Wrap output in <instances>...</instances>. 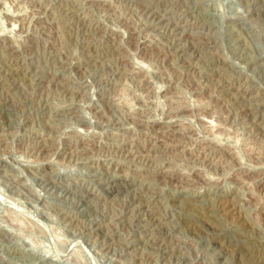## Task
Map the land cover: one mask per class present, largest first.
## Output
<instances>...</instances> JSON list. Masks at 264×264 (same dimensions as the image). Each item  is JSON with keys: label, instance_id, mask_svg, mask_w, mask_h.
Wrapping results in <instances>:
<instances>
[{"label": "rangeland", "instance_id": "rangeland-1", "mask_svg": "<svg viewBox=\"0 0 264 264\" xmlns=\"http://www.w3.org/2000/svg\"><path fill=\"white\" fill-rule=\"evenodd\" d=\"M0 264H264V0H0Z\"/></svg>", "mask_w": 264, "mask_h": 264}]
</instances>
